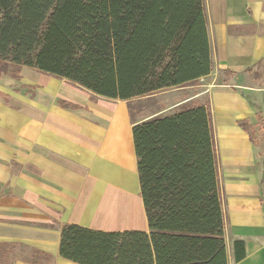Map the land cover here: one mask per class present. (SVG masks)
<instances>
[{"label": "crops", "instance_id": "obj_1", "mask_svg": "<svg viewBox=\"0 0 264 264\" xmlns=\"http://www.w3.org/2000/svg\"><path fill=\"white\" fill-rule=\"evenodd\" d=\"M202 2L211 71L182 87L178 105L210 112L226 264H264V140L254 133L264 126V0ZM15 71L0 73V264H78L59 254L67 224L148 232L129 101Z\"/></svg>", "mask_w": 264, "mask_h": 264}, {"label": "trees", "instance_id": "obj_2", "mask_svg": "<svg viewBox=\"0 0 264 264\" xmlns=\"http://www.w3.org/2000/svg\"><path fill=\"white\" fill-rule=\"evenodd\" d=\"M2 63L129 102L184 86L211 71L203 2L0 0ZM132 138L148 232L67 224L60 256L78 264H226L208 107L141 121ZM233 252L236 262L245 256L243 240Z\"/></svg>", "mask_w": 264, "mask_h": 264}, {"label": "rangeland", "instance_id": "obj_3", "mask_svg": "<svg viewBox=\"0 0 264 264\" xmlns=\"http://www.w3.org/2000/svg\"><path fill=\"white\" fill-rule=\"evenodd\" d=\"M19 67L21 66L2 63L0 64V73L6 72L14 74L17 72L15 71V69H18ZM256 73L257 77H260L262 79L264 78V63L259 65V67L256 69ZM219 80H221V76ZM219 80L217 79L216 81ZM199 82V80H196L189 83V85L194 87ZM182 87L183 86L171 87L149 96L133 99V101H130L128 103L129 107H131L132 119L144 121L151 117H163L174 114L184 108L193 106L192 104L178 105V101L184 98L188 93V90L183 89ZM191 90H194V88H192ZM202 102L207 105V99L203 98ZM254 133L256 134L255 138L259 137L261 141L264 140V126L263 130H260V128H254Z\"/></svg>", "mask_w": 264, "mask_h": 264}]
</instances>
